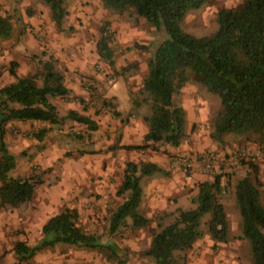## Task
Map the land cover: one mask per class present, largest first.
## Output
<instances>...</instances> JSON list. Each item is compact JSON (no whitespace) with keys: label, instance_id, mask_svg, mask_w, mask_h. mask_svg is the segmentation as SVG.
<instances>
[{"label":"trees","instance_id":"obj_1","mask_svg":"<svg viewBox=\"0 0 264 264\" xmlns=\"http://www.w3.org/2000/svg\"><path fill=\"white\" fill-rule=\"evenodd\" d=\"M49 7L52 20L60 26L66 10L64 0H43ZM210 0H102L105 6L123 10L135 9L157 28H163L167 37L155 48L148 60V70L141 90L148 93L151 113L144 119L148 130L140 144L124 145L125 149L153 148L164 142L178 147L186 133L185 111L174 103V95L188 80V70L198 75L200 82L210 93L221 100L210 137L222 143L226 134L245 136L264 134V0H245L238 9L222 8L216 16L217 29L207 36H196L184 31L180 22L187 11L200 8ZM12 32L10 17L0 13V37ZM138 47V44H136ZM147 48L145 46H139ZM99 58L112 63L113 52L102 34L96 43ZM14 81L0 87V208L18 207L32 199L40 183L34 175L14 177L10 171L16 166V157L5 143V126L11 120L61 123L66 117L85 124L90 130L97 128L88 116L71 110L59 116L49 96H64L68 88L64 76L52 58L44 61L33 74L19 76L10 69ZM144 99V100H145ZM107 105L108 102H105ZM114 116L120 114L114 112ZM41 128L33 134L41 141L47 133ZM180 154V153H179ZM244 163V162H241ZM248 165L255 170L252 163ZM161 168L150 161H128L117 191L124 200L111 213L109 232L114 233L127 218L133 227L145 226L149 219L139 211L142 176L151 175ZM259 184L250 174L240 178L234 187L239 207L242 232L251 244L253 261L264 264V205L260 200ZM198 191L192 199L195 207L176 208L174 219L154 232L144 253L152 258V264H182L175 253L186 252L202 237L201 221L208 215L207 230L215 242L229 238L227 215L220 202L219 176L212 181L197 184ZM67 243L77 247L107 248L117 253V246L102 243L98 236L87 232L78 222L75 208H64L48 217L41 227V238L34 246L24 241L15 243L13 251L19 261L30 259L44 246ZM79 264V263H75Z\"/></svg>","mask_w":264,"mask_h":264},{"label":"rangeland","instance_id":"obj_2","mask_svg":"<svg viewBox=\"0 0 264 264\" xmlns=\"http://www.w3.org/2000/svg\"><path fill=\"white\" fill-rule=\"evenodd\" d=\"M244 2L245 0H210L200 8L187 11L180 22L181 28L196 36L210 35L217 29L216 16L220 9H238ZM63 6L66 13L61 25L58 26L52 20L49 7L43 0H0V13L8 15L12 25L10 36L7 38L0 37V76L4 73H10L11 68L16 70L18 66L29 68L32 72L29 74H33L41 68L44 61L52 58L55 68L63 74L65 79L69 76L66 61L76 58L78 51L70 49L69 44L85 42L87 48L92 51V49H96V43L103 34L107 45L113 52L112 63L102 58H96L90 61L83 70H73L88 93L87 99L80 97L76 101L82 99L83 101L80 103L85 109H92L96 115L104 114L109 120L115 122L120 116H114V112L117 111L110 93L117 95L118 106L123 109L126 101L124 93L128 90L133 100V108H131L130 113H136L140 118L149 116L151 113L150 100L145 99L149 95L141 90V86L148 70L149 58L156 46L167 37L165 30L149 23L144 17L138 15L132 7H126L120 11L105 6L102 0H64ZM140 45L147 48H141ZM15 46H18V49L9 51L7 56L1 52V49L6 50ZM61 46L63 49H60ZM59 52L63 54L62 59L58 55ZM78 57L82 58L81 56ZM187 72L186 84H189L188 88L185 91H178L174 95L176 105H182L180 103L183 100L184 131L187 134L190 117L194 113L190 104L192 98L189 95L196 91L197 98L207 102L206 111L209 120L206 118L204 124L201 122L198 124L199 126L194 123L193 127L203 125L205 129H210L211 132L214 119L221 109V100L218 95L206 90L198 75L191 70ZM74 98L77 97L74 96ZM105 102L109 104L107 105ZM69 120L65 119L62 123L53 124L49 128L38 124H30L26 128L17 125H9L8 127L13 138L18 137L21 142L26 143V146L35 147L37 145L33 144L37 139L34 138L33 134L41 128H47L48 131L43 139L46 140L44 144L51 143L50 157L48 155L46 158H51L52 163L46 166L43 163L32 162L31 159L35 158L37 152L27 153L30 147L15 155L17 161L18 159L25 161L22 165L27 171L14 177H25L31 174L37 177L40 183L36 186L35 194L31 200L18 207L5 206L0 208V264H152V258L146 255L144 251L149 246L153 233L158 231L160 226L166 225L174 219L175 211L162 216L160 219L162 222H159L158 225L148 222L139 228L133 227L132 220L127 218L114 233H110L109 218L112 210L109 213L107 211L104 213L100 209H96L95 199L91 200L88 195L84 200H81L77 196L74 197L73 194L62 203V192H54L53 183L56 184L61 179L65 164H72L78 155L89 152L90 145L93 147V144H96L100 147L98 152L90 150L91 155L102 151L107 152L110 149L114 156L120 153L119 149H124L118 146V141L113 140L110 146L107 142L103 143L106 132L104 134L103 132L97 133L95 136V133L90 131L85 124L69 123ZM186 137L189 135L187 134ZM108 138L110 137H107L106 141ZM213 143L218 147L209 149L216 152H219V148L224 145L229 146V150L224 154L239 150L253 153L262 150L260 155H249L247 159L241 160L239 165L249 168L251 177L256 179L258 186H263L260 188V200L264 205V134L259 137L258 134L241 136L230 133L224 136V142L213 141ZM165 144L158 142L153 145V148L132 149L131 155L127 158H124V155L121 156V160H124L123 168L128 161L146 162L150 155L158 154L167 156V158L168 156L172 157L173 154L165 149ZM40 147L44 148L43 146ZM124 150L126 152V149ZM125 152L123 153L125 154ZM249 162L256 166L255 170L248 165ZM70 168L68 167V169ZM231 168H227L223 174L229 173ZM117 171H120L119 168ZM15 172L14 168L10 174ZM67 183L70 185V181ZM142 185H147V177H143ZM226 195L227 191L222 194V197L227 198ZM231 195L232 199L225 200L226 209L238 221L241 220L239 207L234 194ZM123 199L124 196L119 195L117 201L121 202ZM57 202L62 207H55ZM66 206L77 210L78 222L87 232L98 236L102 243H114L117 246V253H112L103 247H77L67 243H56L54 246H44L30 259L19 261L13 251L15 243L24 241L29 246L36 245L41 238V227L44 222L48 217L66 208ZM139 211L141 214L147 215V199L143 201ZM205 216L201 221L203 233L207 232ZM233 235L242 239L239 251L241 256L235 259L238 260V263L239 260H242V264H251L253 261L251 244L243 236L242 226ZM186 252L175 251L180 256L182 263L188 259Z\"/></svg>","mask_w":264,"mask_h":264},{"label":"crops","instance_id":"obj_3","mask_svg":"<svg viewBox=\"0 0 264 264\" xmlns=\"http://www.w3.org/2000/svg\"><path fill=\"white\" fill-rule=\"evenodd\" d=\"M62 47L63 46H61L60 49H63ZM69 47L70 49L78 50L76 58L66 61V65L69 69V76L65 77L64 84L69 91L64 96L48 97L49 101L56 107L57 114L59 116H66L69 111L74 110L81 115L88 116L95 122L97 126L95 130L90 131L95 133V136L97 135V133L103 132L104 134L106 132V135L103 138V143L107 142L108 146L111 145L113 140L118 141V146H120L121 148H124V145L140 144L143 140L144 134L148 130V125L144 119L146 116L140 118L136 113H130L131 108H133V100L131 99L128 90H126L124 93L126 101L123 109L118 106L117 95L115 93H110L111 97H113L114 99L113 101L115 103V109L120 114V117L117 118V121L115 122L113 120H109L108 117L104 114L96 115L92 112V109H85L82 106L80 102L83 101L82 99H87L88 93L82 86L81 80L79 79L78 75L76 73H73V70H83L90 61L99 58V56L96 49L94 48L91 51L87 48V43L85 42H72L71 44H69ZM15 49H18V46L8 48L6 50L1 49V52L4 53V56H7L9 51H13ZM58 55L61 59L63 58L62 53L59 52ZM78 56H81L82 58L80 59ZM82 70L80 71L82 72ZM15 72L19 76L32 73L29 68L26 69L23 66H18ZM12 81H14V77L9 72L4 73L0 76V87ZM188 85L185 84L179 91H185L188 88ZM195 92H189L191 93L189 96L193 101L192 104L190 100V104L192 105L194 112L190 117V123L188 127L189 129L187 131L189 137H186L185 141H183L178 147L165 144L164 147L167 151L170 152V154H187L195 151H202L209 148L214 149L215 147H218L215 143H213V140L209 135L210 129H205L202 124V126L198 127V124L201 122H205L206 118L209 120V117L207 116L208 112L206 111L208 105L205 100L197 98ZM74 96L77 98H74ZM80 97H82V99H80V101H76ZM180 104L183 105V100ZM65 119L70 118L66 117ZM69 123L79 122L70 119ZM194 123H197L198 125L195 128L193 127ZM30 124H38L39 126H46L48 128L51 126L47 122L17 120L9 121L5 126L4 135L8 151L13 155H17L21 153L23 149H27L30 147L27 150V153L30 154L34 151L37 152V155H35V158L31 159V161L35 163H43L48 166L52 163L51 158H46L48 155L50 157V142L44 144L46 141L44 139H42L41 141L35 140L33 145L36 144V147L32 145V147L30 145L26 146V143L24 141L21 142L20 138H13L10 131L8 130L9 125H17L21 128H26ZM107 137H110L111 139L108 138V140L106 141ZM40 146H43L44 148H41ZM99 149L100 147L96 144H93V147L92 145H90L89 152H83L81 155H78V158H76L75 161L72 162V164H65V170L60 177L61 179L57 181L56 184L53 183L54 192H62V203L73 194L74 197L77 196V198L81 200H84L88 195L90 196L91 200L95 199L94 205L96 206V209H100L104 213H106V211L109 213L111 210L112 213L117 208V206L122 203V201H117L119 197L117 191L122 182L124 170V160H121V156L124 155V158H127L131 155V152L133 150L131 151L129 149H126L125 152V148L119 149L120 153L114 156L113 154H111L110 149L107 152L102 151L101 153H95L93 155L90 154V150L98 152ZM228 150L229 146L224 145L219 148L218 153L224 154V152ZM123 152H125V154ZM170 158L171 157L169 156L167 158V156L158 154L150 155L147 161L157 164L161 168V170L156 171L151 175L142 176L140 179L142 196L139 209L141 208L143 201L147 199V215L144 216L149 219L148 222H153L155 225H158L159 222H162V220H160L162 216L174 212L176 208H181L184 210L194 208L195 204L192 202V199L197 194L198 182L203 180L212 181L215 178L210 175L204 174L201 171L200 165L197 161L193 162L192 171L184 174L179 168H174L173 166L171 167ZM20 161L19 159L18 161L16 159V172L12 173L11 175L16 176L19 173L24 174L25 171H27L24 170V165H22V163H25V161H23L22 159ZM68 167L71 168L68 169ZM118 168L120 171H117ZM229 170L230 172L227 174L218 175L220 182V192L218 193V197L220 202L223 204L224 210L227 215L229 227L228 241L215 242L207 230V232L205 231L202 237L199 238L189 250H187L185 254L188 256V259L182 264H242V260H239L238 263V260L235 259L241 256V252L239 251L242 239H238L233 235L236 230L241 229L242 222L241 220L237 221L232 213L227 212L225 200L227 201L228 199H232L231 194H234V187L236 182L246 174H250V169L242 165H237ZM143 177H147L146 186L142 185ZM69 181L70 185L67 183ZM169 183L171 185H168ZM260 188H263V186L259 187V190ZM225 191H227V198L222 197V194L225 193ZM49 193L52 192L49 191ZM146 193L147 196L145 197ZM55 207L60 208L62 206H60L59 202H57V204H55ZM208 217L209 216L206 215L205 220H207Z\"/></svg>","mask_w":264,"mask_h":264},{"label":"built area","instance_id":"obj_4","mask_svg":"<svg viewBox=\"0 0 264 264\" xmlns=\"http://www.w3.org/2000/svg\"><path fill=\"white\" fill-rule=\"evenodd\" d=\"M261 151L253 153L239 150L230 154H220L215 150L205 149L187 154H175L170 158V165L187 174L192 171L193 162L197 161L204 174L217 177L222 175L227 168L239 165L240 161L247 159L249 155H260Z\"/></svg>","mask_w":264,"mask_h":264}]
</instances>
